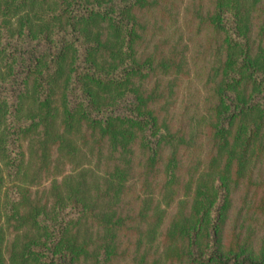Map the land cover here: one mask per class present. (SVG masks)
Instances as JSON below:
<instances>
[{
  "label": "trees",
  "instance_id": "16d2710c",
  "mask_svg": "<svg viewBox=\"0 0 264 264\" xmlns=\"http://www.w3.org/2000/svg\"><path fill=\"white\" fill-rule=\"evenodd\" d=\"M178 15L193 119L169 106ZM79 133L99 183L19 184L29 144L45 170ZM0 154V264H264L239 206L264 162V0H0Z\"/></svg>",
  "mask_w": 264,
  "mask_h": 264
},
{
  "label": "rangeland",
  "instance_id": "374dc122",
  "mask_svg": "<svg viewBox=\"0 0 264 264\" xmlns=\"http://www.w3.org/2000/svg\"><path fill=\"white\" fill-rule=\"evenodd\" d=\"M182 6L184 7L185 3H182ZM181 10H183L182 7ZM187 23L188 22L184 21L182 15H178L174 22L179 32H177L175 37H173V34L172 37L177 40L182 33L184 37L183 43L186 45L187 49L183 52L186 62V64L183 62V73L178 80H174L171 84L173 95L169 106H173V108L171 109L169 107V109L176 115L188 109L189 113L187 114L190 115L189 119H193V117H191L192 114L194 115L195 112L201 110L200 100L203 98V89L200 80L194 74V69L190 64V53L193 49L188 38L190 33L187 31ZM71 138L74 143L72 153H69L68 149H65L66 151L62 152L55 165L49 164L45 170L44 165L36 161L38 157L35 149L39 145L36 144L33 147V143L29 144L26 155L27 162L19 184L28 188L31 192H38V200H44V196L46 198H51L55 193H64L68 184L75 185L81 181H85L92 185L95 183L97 184L104 176L107 170L106 165L109 160L106 157V152L103 151L104 149L101 150L103 153L98 154L94 149V141L91 138L84 141L81 133L74 134ZM0 156L2 157V154H0ZM1 157L0 165L2 161ZM261 163L262 167L259 168V171L256 169L254 170L251 179L241 181L242 195L248 192V198H250V200L239 204V206L243 207V218H241V222L244 223L246 221L244 223V230L250 227L253 246L256 247L259 245L261 238L264 237V162ZM252 183H255L258 187L254 185L251 186ZM137 186L139 187L140 184H137ZM135 191L143 193L140 188L137 191V187ZM150 192L152 191L149 185L145 193ZM2 223L3 242H7L9 239L10 224L6 223V220L5 222L2 220ZM156 247H159V255L161 256L163 245H161L158 240H155L154 250Z\"/></svg>",
  "mask_w": 264,
  "mask_h": 264
}]
</instances>
